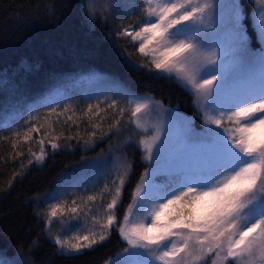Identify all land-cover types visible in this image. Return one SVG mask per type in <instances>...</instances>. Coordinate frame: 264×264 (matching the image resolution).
<instances>
[{
	"label": "snow or ice",
	"instance_id": "6c2138e0",
	"mask_svg": "<svg viewBox=\"0 0 264 264\" xmlns=\"http://www.w3.org/2000/svg\"><path fill=\"white\" fill-rule=\"evenodd\" d=\"M256 3L264 5V0ZM113 10L140 12L136 28L124 27L117 36L138 44L137 52L147 60L142 67L174 77L191 92L198 109L194 116L201 124L198 129L193 119L172 111L166 124L149 125L143 118L161 107V102L141 97L133 104L130 99L129 120L144 133L138 145L148 162L131 203L118 220L121 194L133 167L125 159L117 166L112 187L106 183L99 192L79 198L80 203L73 199L71 205L65 201L50 206L46 226L65 215L67 219L61 221L65 231L81 220L86 224L89 218L93 228L99 225V231L87 230L68 239L49 233L57 252L79 254L107 240L115 229L127 244L117 254L123 258L120 264H207L209 257L211 264H264V8L249 18L238 0H140L139 8L135 0H116ZM95 12L90 7L89 18ZM248 19L258 49L251 47ZM106 84L109 90L127 95L115 81ZM16 87L0 75V91H15ZM100 103L87 106L85 115L90 120L105 119ZM43 106L49 108V116L73 111L65 104L58 112L61 106L52 97ZM107 109L118 110L121 117L125 112L115 99ZM34 119L29 112L22 138L20 132L15 133L23 142H30L32 133L45 127H27ZM119 124L115 120L107 132L101 124H94L84 144L91 148L98 138L119 131ZM37 143L39 154H31L39 162L45 158V140ZM48 144L52 149L60 147L51 139ZM83 168L82 176L62 177L56 195L107 165L97 156ZM106 194L111 197L107 201ZM97 201L103 205L101 219L91 215ZM0 264L26 262L20 257H0ZM107 264H115V259Z\"/></svg>",
	"mask_w": 264,
	"mask_h": 264
},
{
	"label": "trees",
	"instance_id": "16d2710c",
	"mask_svg": "<svg viewBox=\"0 0 264 264\" xmlns=\"http://www.w3.org/2000/svg\"><path fill=\"white\" fill-rule=\"evenodd\" d=\"M238 3L249 18L254 16V0ZM94 8L95 15L89 18L84 0H0V75L17 86L15 91H0V257L4 260L20 257L26 264H106L127 247L113 229L101 244L79 254L62 255L48 234L41 212L60 179L108 151L120 135L113 131L102 140L98 138L90 148L83 142L88 134H75L71 124H62L56 128L60 133L45 136L41 129L32 133L30 142H23L29 112L33 111L37 119L27 127H39L41 113L36 107L50 89L55 88L57 96L63 93V86L68 88L90 76L115 81V86L129 94L159 101L200 127L191 92L174 77L142 67L144 63L136 59L126 38L117 36L121 26H116L114 13L96 4ZM245 23L251 47L258 49L251 19ZM43 108L47 115L48 107ZM40 139L45 140V158L36 162L31 153L39 154ZM49 139L60 147L52 149ZM118 152L133 166L117 212L118 220H122L148 164L134 141L126 140Z\"/></svg>",
	"mask_w": 264,
	"mask_h": 264
},
{
	"label": "rangeland",
	"instance_id": "374dc122",
	"mask_svg": "<svg viewBox=\"0 0 264 264\" xmlns=\"http://www.w3.org/2000/svg\"><path fill=\"white\" fill-rule=\"evenodd\" d=\"M84 1H85V7L88 8V10L90 7H95L96 4V7L98 8H102L105 11L113 12L117 20L116 26H121V29L124 27H128L130 30L134 29L140 22L141 14L139 11L129 12L127 14H124L122 12H115L113 10V5L116 2V0H84ZM135 2L137 3V8H139L140 0H135ZM254 2L256 4V10L254 15H258L259 10L261 8H264V5H258L256 3V0H254ZM125 38L128 44L130 45L133 54L136 55V59L144 64L147 63L146 58L142 57L136 50L138 44H134L128 37ZM116 87L122 88L120 86H116ZM54 89L55 88L50 89L46 94L47 98H45L42 103L37 104L36 107L39 113H41L40 115H38V117L40 118V125H45L44 128H41L42 132L45 133L46 130L49 131L50 134L59 132L56 128L62 124L65 125L71 124V126L74 128L73 131L75 134H89L93 130L92 126L94 124H101L103 130L107 132L109 125H111L115 120L118 119L120 121V124H119V131H117V134L120 135L116 139L113 146L108 151L100 154V156H102L103 159L106 161L107 169L100 168L96 171L95 174L91 176V178L84 179V182L79 184H74L72 186H66L65 189L59 195H56V190H55L43 205L41 215L44 217V219H46L47 212L50 206L53 204L62 203L66 201L69 205H71V201L73 199H77V202L80 203L79 198L86 199L87 196L99 192L100 189L104 188L106 183L109 185V187H112L111 180L115 175L117 166L124 161L118 152L120 145L124 143L126 140L134 141L138 144L139 139H141L144 135V133L141 130L136 129L135 126L129 120L130 105L128 101L131 99L134 104L137 98L146 97V96H136L129 94L128 92L127 95L117 94L115 91L109 90V86L106 84V82H104L101 79L94 78L93 76H90L88 78L86 77L82 81L74 82L70 86H68V88L63 86L62 87L63 90L60 91L63 93L57 96H56V92L53 91ZM49 97L52 98L57 97L56 103L61 106L60 108L57 109L58 112L61 111L62 106L65 104L70 105L73 111H70L67 114L57 117L56 115L49 116L48 115L49 108H48V112L46 115L43 112L44 110L43 104L48 101ZM113 99H115L118 102L119 108L125 109L124 115L122 117L119 115L118 110L114 111L111 109H107V104L110 103ZM98 102H102L100 103V108L103 111H101L100 115L103 116L105 119L100 120L99 118H92L90 120L89 117L85 115L87 106L89 104L95 105ZM55 106L56 104L52 105V107ZM172 111H175V109L166 108L161 105V107L153 109L151 112H149L143 118L142 122H147L149 125L166 124L169 117V113ZM177 113L180 116L190 118L179 112ZM69 115L73 117L72 120L67 119V116ZM49 125L51 126L50 128H48ZM113 131L116 130L114 129ZM151 134H152L151 131L147 133V135L149 136ZM89 161L87 163H89ZM84 174H85V169L83 167L82 168L80 167L77 172L70 173L69 175L82 176ZM110 198H111L110 195L107 194L105 195V201L109 200ZM85 211H88V209H85ZM91 215L97 216L98 219H101L103 217V205L101 204L100 201H97L96 204L92 206ZM66 219H67L66 215L58 217L52 225L47 226L48 234L51 233L53 236L58 234L60 235L61 239H68L73 235H77V234L83 235L87 230L99 231L98 224L95 226V228L92 227V221L90 218L86 224L83 220H81L80 224H77L70 231H65L63 229L61 221ZM81 225H84V227L81 228ZM111 259H115V264H120L123 258L115 255ZM209 264H211V260Z\"/></svg>",
	"mask_w": 264,
	"mask_h": 264
}]
</instances>
